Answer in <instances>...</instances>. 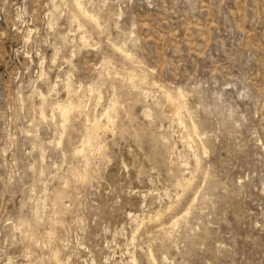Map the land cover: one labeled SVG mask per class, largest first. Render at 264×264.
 I'll list each match as a JSON object with an SVG mask.
<instances>
[{
	"label": "rangeland",
	"instance_id": "rangeland-1",
	"mask_svg": "<svg viewBox=\"0 0 264 264\" xmlns=\"http://www.w3.org/2000/svg\"><path fill=\"white\" fill-rule=\"evenodd\" d=\"M131 263L264 264V0H0V264Z\"/></svg>",
	"mask_w": 264,
	"mask_h": 264
},
{
	"label": "bare ground",
	"instance_id": "bare-ground-1",
	"mask_svg": "<svg viewBox=\"0 0 264 264\" xmlns=\"http://www.w3.org/2000/svg\"><path fill=\"white\" fill-rule=\"evenodd\" d=\"M81 1V0H80ZM79 2V1H78ZM74 5V4H73ZM74 7V6H73ZM75 10L77 11V13H79V15L81 14V15H84L85 17H89V18H93L92 20H96L97 18H98V16H96L95 14H93L91 11H89L82 3H77V5H76V7H75ZM75 11V12H76ZM74 12V13H75ZM78 15V14H77ZM97 17V18H96ZM80 18V17H79ZM88 18V19H89ZM85 19V18H84ZM94 20V21H95ZM85 22H87V20L85 21ZM96 23H97V21H96ZM98 23H100V20H99V22ZM89 24V23H88ZM90 25V24H89ZM98 25V24H97ZM85 27V26H84ZM83 28V27H82ZM82 36V35H81ZM83 37V36H82ZM85 37V36H84ZM83 37V39H85ZM82 39V38H81ZM87 40V39H86ZM86 45V44H85ZM115 45V44H114ZM118 45V44H117ZM116 48H118L117 46H116ZM123 47L121 46V48H119V49H121L124 53H126V55H129L130 53H128L129 51H126L125 49H122ZM131 55H132V53H131ZM125 58V57H124ZM104 60V59H103ZM111 62V61H110ZM110 64V63H109ZM132 78V77H131ZM55 87H56V85H54ZM68 86H69V84H68ZM68 88V87H67ZM70 88V87H69ZM90 89V88H89ZM68 90V89H67ZM147 93H148V91H147ZM163 93V92H162ZM168 93V92H167ZM164 94V93H163ZM148 95V94H147ZM164 95H166V94H164ZM183 95V94H182ZM102 96V95H101ZM167 96V95H166ZM168 96H169V93H168ZM167 98V97H166ZM101 99V98H100ZM169 99H171V96H169ZM117 103V102H116ZM112 104H113V102H112ZM114 106V105H113ZM109 107H112V106H109ZM148 107V106H147ZM74 108H75V105L73 104V102L72 101H69L67 104H62V103H59V104H57L56 106H55V108H54V111H57L58 112V114H59V116H60V118L62 119L61 120V122H62V126L65 128V122H67V121H69V119L70 118H72L71 116H72V114H74ZM76 108H77V106H76ZM79 108V107H78ZM113 108V107H112ZM108 109V108H107ZM144 109H145V107H144ZM149 109V108H148ZM148 109H145V110H148ZM82 110H83V108H82ZM150 110V109H149ZM76 111V110H75ZM81 111V110H80ZM105 111H106V116H107V119H108V121L109 122H111L112 124H113V121H114V117H113V114L111 113V110L110 109H108V110H106V108H105ZM144 111V110H143ZM79 112V111H78ZM75 113H77V112H75ZM103 113V112H102ZM113 113H115V112H113ZM145 113H146V111H145ZM152 113V112H151ZM173 113H175L176 115H177V117L179 116V114H180V112H179V108L178 107H175V109H174V112ZM146 115V114H145ZM173 115V114H172ZM42 116L44 117L45 116V113L44 112H42ZM74 116V115H73ZM147 116V115H146ZM75 117V116H74ZM101 117H102V114H101ZM97 119V118H96ZM101 119V118H100ZM106 119V118H105ZM179 119V118H178ZM71 120V119H70ZM180 120V119H179ZM96 121V120H95ZM70 122V121H69ZM93 122V121H92ZM91 122V123H92ZM98 122H99V120H98ZM178 122V121H177ZM85 123H88L87 122V120H86V122ZM90 123V124H91ZM97 123V122H96ZM193 123V122H192ZM68 124V123H67ZM70 124H72V123H70ZM180 124V123H179ZM183 124V123H182ZM69 125V124H68ZM96 125V124H95ZM103 125H104V122H103ZM105 125H107V124H105ZM70 126V125H69ZM74 126V125H73ZM113 126V125H112ZM190 126V125H189ZM193 126L196 128V130H197V125L195 126V124H193ZM71 127V126H70ZM88 127H89V125H88ZM191 127V126H190ZM103 129H104V127H103ZM102 129V130H103ZM114 129V128H113ZM64 130H67V129H64ZM63 130V131H64ZM75 130V129H74ZM101 130V131H102ZM199 130V129H198ZM86 131V130H85ZM67 132V131H66ZM65 132V133H66ZM98 132H100V130H98ZM62 135H61V137H60V139L58 140V144H60L61 143V140H62V137H63V133H61ZM198 135V134H197ZM98 137V136H97ZM94 138V137H93ZM189 139H191L190 137H189ZM82 141V144H83V147L82 148H79V149H75V152H76V150H77V154H79V153H85V151H87L86 150V146H88V147H91L92 146V144H91V139H89V138H86V137H84V138H82L81 139ZM80 144V143H79ZM94 145H96V144H94ZM100 145V144H99ZM98 145V146H99ZM95 147V146H94ZM96 149H97V147H96ZM103 149V148H102ZM89 152H91V151H89ZM95 152H96V150H95ZM92 155V154H91ZM91 158V157H90ZM87 159H88V157H87ZM86 159V160H87ZM85 160V161H86ZM87 161H89V160H87ZM85 163V162H84ZM87 163V162H86ZM86 165V164H85ZM86 166H88V165H86ZM73 169V168H72ZM74 171V170H73ZM91 174V173H90ZM79 176V175H78ZM80 177V176H79ZM78 177V178H79ZM81 178V177H80ZM77 179V178H76ZM77 182V181H76ZM62 192V191H61ZM64 192V191H63ZM66 192V191H65ZM59 193H57V195H58ZM67 194V193H66ZM56 197V196H55ZM59 197H61V196H59ZM60 202V201H59ZM62 204V203H61ZM172 206V205H171ZM170 206V207H171ZM159 212V211H158ZM189 212V211H188ZM131 213V212H130ZM129 213V214H130ZM128 214V215H129ZM185 214H187V212L185 213ZM132 216V215H131ZM162 216V215H161ZM136 217V216H135ZM135 217H133V218H135ZM158 217V216H157ZM182 217V216H181ZM149 218H151V217H149ZM180 218V217H179ZM156 219H158V218H156ZM58 220H60V219H58ZM62 220V219H61ZM55 221V220H54ZM174 221V220H173ZM151 222H152V219H151ZM173 223V222H172ZM167 225V224H166ZM177 225V224H176ZM170 226V225H169ZM168 226V227H169ZM162 228V227H161ZM24 229V228H23ZM139 229V228H138ZM167 230V229H166ZM138 231V230H137ZM136 233V232H135ZM134 234V233H133ZM132 238H133V236H132ZM65 243V242H64ZM56 253V252H55ZM153 253V252H152ZM151 254V253H150ZM154 254V253H153ZM56 255V254H55ZM153 257V256H152ZM156 257V256H155ZM132 260V259H131ZM134 262V261H133ZM135 262H136V260H135ZM155 262V261H154ZM132 264V263H131Z\"/></svg>",
	"mask_w": 264,
	"mask_h": 264
}]
</instances>
